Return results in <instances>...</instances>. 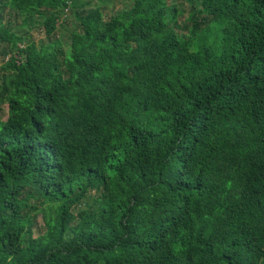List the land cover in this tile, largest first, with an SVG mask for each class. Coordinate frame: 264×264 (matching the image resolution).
Returning a JSON list of instances; mask_svg holds the SVG:
<instances>
[{"label": "trees", "instance_id": "1", "mask_svg": "<svg viewBox=\"0 0 264 264\" xmlns=\"http://www.w3.org/2000/svg\"><path fill=\"white\" fill-rule=\"evenodd\" d=\"M85 4L0 0V264H264V0Z\"/></svg>", "mask_w": 264, "mask_h": 264}, {"label": "rangeland", "instance_id": "2", "mask_svg": "<svg viewBox=\"0 0 264 264\" xmlns=\"http://www.w3.org/2000/svg\"><path fill=\"white\" fill-rule=\"evenodd\" d=\"M80 1L86 2L85 4L86 8L100 6L102 9H104L105 13L116 11L124 6H127L130 2V0H80ZM179 7L181 8L180 5ZM62 16H63V19L58 21V24L56 25L54 32L58 39H60L61 41H66L68 40L70 22L73 20L72 18L73 16L70 13V11L67 9L66 11L64 10V13L62 14ZM12 17H13V14H12ZM16 19H17L16 23H19L21 22L22 16L20 14H17ZM23 28L27 33H29L30 38L38 39L44 35L42 28L36 24L30 27L24 26ZM0 63H1V59H0ZM4 115H5V105L3 104V102L0 101V119H3ZM84 203L82 205H84ZM39 221H40V218H39ZM39 229H40V226L38 225L34 226V234H37Z\"/></svg>", "mask_w": 264, "mask_h": 264}]
</instances>
